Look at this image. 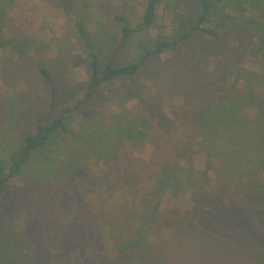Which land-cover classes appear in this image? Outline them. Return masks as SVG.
<instances>
[{
  "label": "rangeland",
  "instance_id": "obj_1",
  "mask_svg": "<svg viewBox=\"0 0 264 264\" xmlns=\"http://www.w3.org/2000/svg\"><path fill=\"white\" fill-rule=\"evenodd\" d=\"M146 1L17 0L10 9L5 32L10 44L0 48V159L6 167L8 156L16 153L26 135L73 109L80 100L84 103L66 116L70 132L77 138L56 136L46 150L34 158L24 176L8 182L9 188L0 207V264H38L45 246L51 251L58 249L60 238L53 236L55 230L73 235L67 229L72 216H86L90 203L104 204L109 197L110 190L104 185L116 176L110 171L109 161L91 155L78 140L99 132L122 110L125 117L129 115L141 121L147 114L161 113L174 122L176 115L168 105L162 104L160 96L170 74L169 66L176 71L192 65L193 71L211 73L236 61L238 67L261 70L263 60L245 54L243 48L250 44L249 33H237L232 24L244 11L254 9L264 13V0H234L205 26L209 30L215 27V31H219L217 35L198 33L182 45L180 51L152 59L136 85L118 82L90 89V57L78 24L89 34L91 50L98 55L102 71L115 48H119L117 65L134 61L143 50L187 32L201 14L198 0H159L155 25L120 44L121 25L114 19L115 15L122 14L130 27H135L140 23ZM217 21L223 28L217 27ZM41 68L50 73L53 86L41 74ZM174 103L178 106L180 100L174 98ZM175 125L180 131L179 124ZM124 145V158H129L138 172H147L138 185L139 192L126 186L125 194L118 190L111 204L118 211L125 206L132 209L137 201L151 195L159 205V212L173 211L177 215L190 211L192 193L173 194L168 190L159 193L165 156L156 153L151 139L142 144ZM168 145L165 143L167 148ZM74 151L77 154L71 156ZM178 159L184 166L203 162L197 151ZM72 161L78 174L67 179L63 171L73 167L68 164ZM82 205L87 208L81 213ZM127 217L121 215L116 222L119 221L127 239L135 240L138 225L149 223L150 218L140 224ZM161 223L162 219L154 222L153 231L149 232L150 241L170 238L172 231L163 229ZM92 225L97 223L93 221ZM78 243L83 245L82 240ZM113 243V238L107 242L100 240V247L92 242L90 247L84 248L87 254L78 244L69 246L76 251V258L87 255L91 262H99L103 257L112 259L117 254ZM42 264L57 263L48 255L42 259Z\"/></svg>",
  "mask_w": 264,
  "mask_h": 264
},
{
  "label": "trees",
  "instance_id": "obj_2",
  "mask_svg": "<svg viewBox=\"0 0 264 264\" xmlns=\"http://www.w3.org/2000/svg\"><path fill=\"white\" fill-rule=\"evenodd\" d=\"M198 1L201 14L187 32L164 40L150 50H143L140 57L122 65L116 64L119 48H115L102 71L98 55L91 50L89 34L78 24L90 57V89L118 82L136 85L152 59L180 51L182 45L198 33L217 35L219 31H215V27L209 30L205 26L234 0ZM16 3L17 0H0V48L10 44L5 32L9 26V11ZM158 3L159 0L146 1L140 23L135 27H130L122 14L115 15L114 19L121 25L120 44L155 25ZM216 24L223 28L219 21ZM232 25L237 33H249L250 44L243 48L245 54L263 60L261 70L238 67L236 61L211 73L200 69L193 71L192 65L176 71L169 66L170 74L160 96L162 104L168 105L176 115L174 122L161 113L147 114L141 121L129 115L125 117V110H122L99 132L78 140L91 155L109 161L110 171L116 175L104 185L109 188L110 195L104 204L95 202L88 208L80 206L81 213L87 208V214L72 216L67 229L73 235L55 230L53 236L60 238L58 249L51 251L45 246L38 264H42V259L48 255L57 264H264V13L254 9L244 11ZM40 72L53 86L50 73L45 68ZM174 98L180 100L178 106H175ZM83 103L82 99L73 109ZM73 109L26 135L16 153L8 156V167L0 159V207L9 188L8 182L24 176L34 158L46 150L53 138L74 136L66 121ZM175 124H179L180 131ZM147 139H151L156 153L165 156L159 193L167 190L173 194L192 193L190 211L177 215L173 211L159 212V205L151 195L137 201L132 209L125 206L118 211L111 204L118 190L125 194L126 186L139 192L138 185L147 171L138 172V167L129 158H124V144H142ZM165 143L169 144L170 150ZM196 151L203 157L200 165L184 166L178 159ZM76 154L74 151L71 156ZM75 158L71 157L72 160ZM68 164L73 167L63 171L67 179L78 174L74 161ZM121 215L140 224L146 223L148 217L150 220L145 225H138L137 239L131 240L126 238L119 221L116 222ZM160 219L161 227L170 229L172 234L167 240L152 242L149 232ZM93 221L97 225H92ZM110 238L114 239L117 254L112 259L103 257L100 263L91 262L87 255L76 258V251L69 246L80 245L78 242L82 240L79 249L87 254L84 248L90 247V243L100 247V240L107 242Z\"/></svg>",
  "mask_w": 264,
  "mask_h": 264
}]
</instances>
